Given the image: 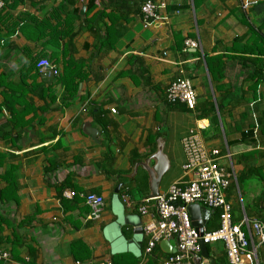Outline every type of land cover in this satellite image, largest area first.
I'll return each instance as SVG.
<instances>
[{"label": "crops", "instance_id": "1", "mask_svg": "<svg viewBox=\"0 0 264 264\" xmlns=\"http://www.w3.org/2000/svg\"><path fill=\"white\" fill-rule=\"evenodd\" d=\"M3 1L0 242L10 253L4 264H163L168 253L159 243L145 252L144 227L156 216L152 203L149 213L138 210L150 192L141 163L154 167L162 140L166 166L157 190L184 185L181 141L196 128L207 148L230 153L227 169L244 178L239 193L235 182L226 191L233 220L244 210L257 217L264 206V29L258 31L264 9L254 8L264 0H158L165 6L149 22L143 0H93L87 13L91 0ZM188 39L196 47H186ZM41 54L58 71L66 59L82 66L86 77L72 100L57 76L18 77ZM178 77L192 82L194 112L165 103V89ZM64 189L101 195L100 218L87 219L88 206L64 197ZM207 209L204 229L213 230L218 210ZM208 248L215 264H229L221 242ZM257 256L264 264V245Z\"/></svg>", "mask_w": 264, "mask_h": 264}, {"label": "built area", "instance_id": "2", "mask_svg": "<svg viewBox=\"0 0 264 264\" xmlns=\"http://www.w3.org/2000/svg\"><path fill=\"white\" fill-rule=\"evenodd\" d=\"M4 5V1L0 0V11ZM161 6H165V3L144 0L141 4L143 20L151 21L156 15L157 7ZM196 45L194 40L185 41L186 47ZM36 66L41 75L55 76L59 72L56 65L47 58H40ZM164 94L166 99L179 100L188 110L195 111L196 92L190 79L176 78L168 84ZM111 111L115 112V109ZM181 143L186 157L182 165L183 173L187 177L185 184L174 182L165 192L155 197H144L138 207L141 214H147L148 205L152 203L156 216L154 221L144 227L148 236L145 252H151L161 240H173L176 251L168 254L163 264H194L193 260L201 252L200 242L206 245L221 242L229 264H261L257 251L259 246L264 245V221L257 217L248 218L245 213L241 220L234 221L231 204L226 198V191L233 182L239 193L236 177L227 169L226 161L230 159V153L220 154L217 148H207L197 128L191 129ZM62 195L69 199H82L89 208L87 219L100 218L104 207L101 195L73 189H64ZM122 200L125 204H130L126 195H122ZM194 203L218 210L216 229H204L200 234L192 225L188 205ZM9 255V250L0 242V264H4ZM201 264H209V261L202 259Z\"/></svg>", "mask_w": 264, "mask_h": 264}, {"label": "trees", "instance_id": "3", "mask_svg": "<svg viewBox=\"0 0 264 264\" xmlns=\"http://www.w3.org/2000/svg\"><path fill=\"white\" fill-rule=\"evenodd\" d=\"M144 2V0L142 1V3ZM141 3V4H142ZM93 6V0H91V2H89V7H87L86 13L88 10H90ZM264 9V2L261 3H257V5H255L254 10H258L259 12ZM140 10H141V6H140ZM85 13V14H86ZM101 15H103L102 12L99 13H95L93 15V19H96L97 17H100ZM106 16V15H105ZM15 26H13L14 28ZM12 28V29H13ZM12 29H8L9 32L12 31ZM262 29H264V20L262 21L261 25L258 27V31H261ZM109 27H105L104 31H105V39L104 42L106 43L107 46H105V48H110L112 42H110L109 40V33H108ZM258 34V33H257ZM62 35V34H61ZM60 35V36H61ZM55 36V33L52 34V37ZM59 36V37H60ZM0 37H1V33H0ZM4 41H6V39H4ZM44 55H38L34 60L33 63L30 66H23L20 67L17 74L18 77H32L33 76V72H35V74H40L38 67L36 66L37 61L42 58ZM49 60V59H48ZM50 61V60H49ZM51 62V61H50ZM264 67V66H263ZM264 73V72H263ZM55 76H57L58 82L59 84L62 86L63 90H64V94L63 96L67 97V99L72 100L74 98V96L77 94L78 92V84L81 80H84L86 77V73L85 71L82 69V66L80 64H78L75 61H70L69 59L64 60L63 64H62V69L61 71H59ZM0 77H6L4 74H1ZM264 77V76H263ZM46 91H49V89H45ZM164 99H165V103L168 105V107L170 109H175V110H180V111H190L188 110V108L186 107V105L182 102H180L179 100H168L166 99V96L164 94ZM3 105L5 106H10V101L7 102V100H4ZM211 108V106H210ZM257 129H258V125L257 123L254 124V126L252 127V133L255 135L257 133ZM251 134V132H250ZM244 181V178L242 176H238L236 179L237 182V186L238 189L242 186V183ZM215 211H217V209H214ZM264 210V206H262V208L260 210H258L257 213V218L261 219L264 221V215L262 213V211ZM246 212V210H244ZM244 212V213H245ZM247 213V212H246ZM245 213V214H246ZM233 217V216H232ZM249 218V217H248ZM218 227V226H217ZM216 227V228H217ZM215 228V229H216ZM209 245H206L207 247V252L209 251L208 248ZM222 264V263H221Z\"/></svg>", "mask_w": 264, "mask_h": 264}, {"label": "water", "instance_id": "4", "mask_svg": "<svg viewBox=\"0 0 264 264\" xmlns=\"http://www.w3.org/2000/svg\"><path fill=\"white\" fill-rule=\"evenodd\" d=\"M88 133L94 136L95 134L96 135L98 134V131L96 129L89 127ZM152 158L155 159V161H157V163L152 168H150L147 165L148 164L147 159L143 163H141V166H143L148 171V174H149L150 192H149V195H147V197H155L156 195L159 194L157 187H158L159 179L161 177V173L164 171L165 166H166V158H165V154L163 153V141L162 140L158 141L157 151L152 155ZM188 210L190 213L192 225L196 227V229L200 232V234H202L204 231L205 224H206V218H203V216H201L202 211L205 210V212H209L211 210L207 209L206 207L202 206L199 203L188 205ZM262 213L264 215V210L262 211ZM121 219H123L122 216L118 218V221H121ZM125 223L130 224V222H128V220L126 219H125ZM134 232L136 233L141 232V228L139 227L138 229V227H135ZM159 245L168 254L174 253L176 251V248L171 243V240H161L159 242ZM200 245H201L200 255L199 257L193 260V263L201 264V260L205 258V259L210 260V264H215V261L212 258H210L209 254L207 253L206 244L200 242Z\"/></svg>", "mask_w": 264, "mask_h": 264}]
</instances>
